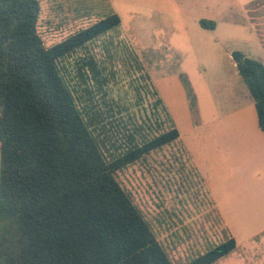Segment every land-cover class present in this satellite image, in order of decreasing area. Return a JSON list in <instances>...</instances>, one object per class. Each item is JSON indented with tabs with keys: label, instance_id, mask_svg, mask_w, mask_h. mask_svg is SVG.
Returning a JSON list of instances; mask_svg holds the SVG:
<instances>
[{
	"label": "rangeland",
	"instance_id": "1",
	"mask_svg": "<svg viewBox=\"0 0 264 264\" xmlns=\"http://www.w3.org/2000/svg\"><path fill=\"white\" fill-rule=\"evenodd\" d=\"M38 1L46 46L110 13L121 19L61 61L85 117L102 112L105 152L136 124L178 128V140L116 173L174 262L233 236L236 249L212 264H264V131L234 57L264 64V0Z\"/></svg>",
	"mask_w": 264,
	"mask_h": 264
},
{
	"label": "trees",
	"instance_id": "2",
	"mask_svg": "<svg viewBox=\"0 0 264 264\" xmlns=\"http://www.w3.org/2000/svg\"><path fill=\"white\" fill-rule=\"evenodd\" d=\"M40 11L38 0H0V222L13 228L0 232V264H176L116 173L178 140V128L151 134L136 124L105 152L101 110L85 117L61 68L119 15L46 46ZM234 57L264 131V64ZM236 247L231 236L184 264H212Z\"/></svg>",
	"mask_w": 264,
	"mask_h": 264
},
{
	"label": "crops",
	"instance_id": "3",
	"mask_svg": "<svg viewBox=\"0 0 264 264\" xmlns=\"http://www.w3.org/2000/svg\"><path fill=\"white\" fill-rule=\"evenodd\" d=\"M222 217L224 218L226 216V214H224V211L222 209V213H221Z\"/></svg>",
	"mask_w": 264,
	"mask_h": 264
}]
</instances>
